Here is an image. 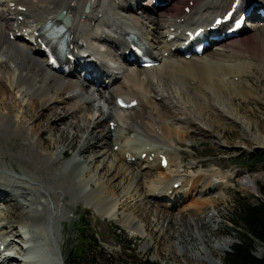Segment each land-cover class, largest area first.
I'll return each mask as SVG.
<instances>
[{
	"label": "bare ground",
	"instance_id": "bare-ground-1",
	"mask_svg": "<svg viewBox=\"0 0 264 264\" xmlns=\"http://www.w3.org/2000/svg\"><path fill=\"white\" fill-rule=\"evenodd\" d=\"M227 1L149 0L140 3V0H110L111 10L119 17L117 20L127 22L123 24L125 27L113 28L114 25L105 20L103 0H0V53L3 52L0 58V71L3 73L0 74V111L3 113L0 116V125H6L13 135L26 141L25 144L32 143L33 148L26 160L22 158L25 144L20 155L19 152L15 153L10 160L5 159L7 150H0V264H26L21 258L24 253L22 245L27 243L24 239L30 234H33L31 242H44L41 250L44 251L46 263L44 261L42 264H65L63 251L57 240L62 235L58 227L65 218L64 210L68 203L77 205L79 201H83L88 207L89 204L96 205L99 217L114 221L118 225L127 223L133 235L139 234L143 237L147 232L138 216L123 215L119 218L118 215L119 204L134 195L138 196L140 206L153 213L156 218L162 216L165 221L167 219L178 222L177 224L187 218L192 223L190 233H197L192 235L191 240H177L169 244L176 252L198 258V264H222V258L232 242L214 243L209 248L203 240L206 236L202 234L203 228L199 227V221L187 216L190 213L187 210L199 211L205 206L215 209L214 205L226 198L224 185L234 176L223 175L220 182L215 181L210 174L184 178L180 175L181 169L186 167L183 166L184 156L171 146L176 144L174 122L182 126L178 133L180 132L179 137L183 139V129L199 134L210 129L206 125L208 123H203L207 126L204 128L197 119L193 122L191 118L183 120V117L177 115H186V108H183L182 103L183 109L179 108L182 98L187 103L191 97L193 101L199 97L204 98L206 92L209 97L213 92L217 96H223L229 95L231 90L248 89L244 84L238 89V83L231 81L232 75L241 79L244 74L257 70L264 77V18L260 20L261 23L248 22L236 36L225 35L223 39L212 43L222 48L215 52L216 57L212 59L204 56V53L190 59H179L191 47L190 44H182L187 32L203 27L206 35L210 36L209 28L214 26V18L229 10L235 0H229L228 8ZM191 2L193 5H190ZM88 3L90 12L84 13ZM257 3L259 9L264 8V0H258ZM177 4L189 7L190 12L186 13L183 9L176 13ZM62 11H66L71 18L68 28V55L61 61L62 66L67 67L65 71L53 68L46 51L40 49L42 32ZM255 11L252 12V19H260ZM102 25L107 29H100ZM249 26L253 30L250 31ZM182 28L184 31L179 34ZM215 29L221 37L222 27ZM129 38L136 39L142 45L140 50L146 56L160 59L161 64L153 69L138 66L141 71L137 73L128 69L115 73L118 68H113L114 66L98 55H101V48L111 45L117 54L114 55L115 61L108 62L114 64L116 60L120 61L127 51L132 52L133 45L128 41ZM146 41L150 46H147ZM182 46L183 51L180 50ZM78 55L79 59L76 58ZM81 59H84V63ZM225 62L229 63L228 67H225ZM125 63L126 66L140 65L139 60ZM10 64L20 69L19 74L15 73ZM142 72L147 77L156 75L159 81L154 83L149 79L144 83ZM86 74L90 79L84 77ZM23 78L31 79L33 88L20 84ZM88 83L99 85V88L90 92L86 88ZM166 85L168 89L165 88ZM161 86L163 90H160ZM148 88L153 93L149 97L146 95ZM14 90L20 97L29 98L30 101L34 92L42 93L43 98L38 105L48 113L44 115L39 111L35 115L37 121L42 122V128L46 129L45 134L53 130L56 136L60 131L54 129V124H61L62 131H70L74 137L80 136L82 142L77 155L82 156L83 160L67 158L65 149L57 148L51 152L49 144L41 140L38 127L31 132L27 130L26 121L20 113L21 104L12 98ZM119 99L125 100L127 104L136 102V106L121 109L117 104ZM156 99L162 103H157ZM107 101L110 103L107 104ZM58 111L62 112L63 117ZM69 124L72 125L71 128L68 127ZM95 128L98 134L94 140ZM88 141H95L98 147L90 146ZM100 146L103 149L96 150ZM114 146L119 147L117 152L114 151ZM88 151L93 152L89 160L86 157L89 155ZM65 153L66 163L59 164ZM144 153L145 158H142ZM134 158L135 163L132 162ZM163 158L168 160L165 168L162 166ZM38 161L40 166L46 168L54 163L49 171L54 178H62L61 181L57 178L59 184L48 187L44 183V174L40 166L37 168ZM12 162H17L18 165L15 163L14 166ZM22 163L26 165V169L20 167ZM96 163L101 164L99 172V168L95 167ZM85 164L93 165L95 173L84 167ZM152 171L155 174L149 175ZM112 173L120 179L119 186L125 191L120 199L116 197L115 187H111L108 179L105 181L106 175ZM146 179L149 181L146 182ZM141 182L147 184V190L141 186ZM242 184L256 193V186L249 176L243 178ZM186 187L188 191L184 192ZM68 188L77 192V196L74 193L77 199L74 200V197L73 200L64 202L60 196L66 194ZM215 189L219 190L218 194L208 198L206 195ZM59 191L63 192L57 196ZM39 192L43 193L42 199L48 206L47 212L42 216L46 218L45 228L43 224L36 228L34 221V217H40L44 209L31 207L29 201L30 198L40 197ZM44 194H48V197L45 198ZM164 198L173 200V203L165 205L167 210L160 208ZM2 203L6 204L2 206ZM11 205L18 207L13 208L15 210L21 207L23 209L15 222L3 216V212H7ZM32 213L35 214L32 216ZM208 217L202 222L206 224ZM18 226L21 227V233L17 235L15 231ZM45 229L51 235L49 238L42 236ZM195 236L201 243L198 248L195 245ZM20 237L22 240L12 239ZM186 237L189 236L182 235L181 239ZM12 242L18 246H13Z\"/></svg>",
	"mask_w": 264,
	"mask_h": 264
},
{
	"label": "rangeland",
	"instance_id": "rangeland-1",
	"mask_svg": "<svg viewBox=\"0 0 264 264\" xmlns=\"http://www.w3.org/2000/svg\"><path fill=\"white\" fill-rule=\"evenodd\" d=\"M109 1L110 0H103V8L106 13L105 20L109 22V24L114 25L113 28L125 27L123 24L127 22L117 20L118 16H116L111 10ZM144 2H149V0H140V3ZM227 3L228 8L230 1L228 0ZM183 8L186 13H189L187 9L190 8L186 9L183 4H177L175 6V12L178 13L183 10ZM106 21L104 22L106 23ZM115 21L117 23H115ZM100 29L107 28L102 25L100 26ZM251 30L253 29H250V31ZM183 31L184 28H182V30L178 33L182 34ZM145 43L147 44V46H150V43L148 41H146ZM220 49L222 48L219 45H213L211 49L204 53V56L212 59L213 57H216L215 52ZM2 54L3 52L0 53V58ZM114 55H116V52L115 49L111 47V45H106L101 48V58L107 61V63L111 66H114L113 68H118L117 71H114L115 73H122L127 69L135 73L141 71V69L135 64L126 66L121 60H116L114 64L112 62L109 63L108 61H115L116 57ZM179 59H185V57L182 55ZM158 63L159 66L161 64V61L159 59ZM224 65L225 67H228L229 63L225 62ZM10 66L16 74H19V68H17L13 64H10ZM158 66L152 67V69L157 68ZM26 72L27 71H25L24 74H26ZM142 73L143 74H141V77L144 83H147L149 79L154 83L159 81L156 75L147 77L144 72ZM0 74L3 75L1 71ZM230 78L231 76L229 75L228 80H230ZM30 80L31 79L23 78L20 84L24 85L27 88H33L34 85L30 84ZM231 81L233 83H238V85L236 84L238 89L241 88L242 84L247 86L248 89L241 88L239 90L240 92L231 90L230 92H228L229 95L226 94L223 96H217L213 92L212 94H209V97L207 95V92H203L206 99H204L205 97H199L198 99L193 101V98L191 97L188 101H186L187 103H185L183 98L181 99L179 108H186V115L182 116L180 113H178L177 115L180 118L183 117V120L185 118H191L193 122H196L197 119L198 121H200L201 125L204 126V128L208 126L210 127V129L203 132L202 134L183 129V139L179 137L180 132L178 133V131L181 130L180 127L182 126L180 124H177L176 122H174L173 124L174 130L176 129L177 137L175 136L174 138L176 144H173V146L171 147L177 149L184 156L183 166L186 167H183L181 169L180 175H182V177H192L197 174H210L214 177L213 179L215 181L220 182V179L223 175L226 176L229 174L230 176H234L230 181H228V183L224 185L223 191L226 196L225 200L216 203L214 205L215 209L210 206H205L199 211L196 209L187 210L190 211L187 216L190 215L195 221H199V227L203 228L202 234L206 236L205 238H203V240H205L204 242L209 248H212V245L214 243L232 242L233 245L237 242L236 235L233 232L235 229L233 219L235 218L237 212L238 197L247 198L251 202H257V199H264V196L261 193L262 189H264V163H258L252 167L244 165L242 163V160L244 158H249V160H251L256 158L257 155L264 153V77L262 76V74H259L257 70H254V72L252 73L244 74L241 79L232 75ZM189 82L190 81H188V84ZM167 87L168 86L166 85L165 88ZM177 87L178 86H176V88ZM86 88H88V91L92 92L96 91L99 87L97 85H94L93 83H88ZM2 89L6 91V88L2 87ZM100 89L102 90V88ZM160 90H163V86H161ZM146 95L148 97L153 95L150 88L147 89ZM231 96L233 98V101H231ZM12 98H15L16 102L21 104L20 113L22 119L26 121L27 130L29 129L28 131L31 132L38 127L37 130H39L38 132L40 134L41 140L49 144V150L51 152L56 151L57 148H61L67 151V158L76 157L77 159L83 160L82 156L78 157L77 155L79 146L82 142L80 136L74 137L72 132L67 130L62 131V127L60 128L61 124H54V129L60 131L56 136H54L53 130H49V133L45 134L46 129L42 128V122L37 121V118L35 117V115L39 111H42L44 115L48 113L46 109H41V106L38 105L43 98L41 92H34L33 98L30 101L29 98L23 99L22 97H20L17 91L14 90V92L12 93ZM156 102L162 103V101L159 99H156ZM109 103L110 101H107V104ZM181 103L184 105L183 108L181 107ZM10 106L13 107L12 104ZM58 113L61 117H63V115H61V111H58ZM2 114L3 113L0 111V116H2ZM203 123L208 124H206L207 126H205L203 125ZM68 127L71 128L72 125L69 124ZM111 127L113 126L111 125ZM186 132L187 134H185ZM97 134V129L95 128L94 140ZM25 143L26 141H24L21 137L13 135L6 125H0V150L1 148L2 150H7V157H5V159H13L15 153L18 152L20 155L22 146ZM87 144H89L90 146L98 147L95 145V141H88ZM153 144L157 146L161 145L160 143ZM118 148V146H114V151L117 152ZM102 149L103 146L96 148V150ZM32 151V143L25 144L22 152V158L26 160L32 153ZM88 153L89 155H86V157H88L89 160L92 157L93 152L88 151ZM145 155L146 154L144 153L142 155V158H145ZM65 157L66 153L64 157L60 159L59 164L63 162L66 163L67 160H65ZM132 162L135 163V159H133ZM12 163L14 166L15 163L18 165L17 162ZM38 163L39 164H37V168L40 166L39 161ZM181 164L182 163H180V165ZM52 165L54 166V163L50 166L52 167ZM85 165L84 167H86L87 169L90 168L92 173H95V168L93 167V165ZM96 166L99 168V172L101 169V164L96 163L95 167ZM20 167L22 169L27 168L24 163H22ZM51 167L46 168L42 167L41 165L40 170L44 174V183L48 187H50L51 185L55 187L60 183L62 178L60 176L54 178L53 174H51V172L49 171ZM151 173H153V171L149 172L148 174L150 175ZM102 174L103 172L100 173V175ZM153 174H155V171ZM245 176H249L253 180L256 186V193L243 186L242 183ZM57 178H60V181H58ZM107 179L111 183V187H115L114 191L116 193V197L120 199L125 192L123 189H121L122 186H119L120 179H118L116 177V174L114 173H112L111 175L109 174L108 176L106 175L105 181H107ZM141 181L143 182V180ZM148 181L149 180L146 179V182ZM142 182L141 186L145 187L147 190V184H143ZM72 190L68 188L66 193L67 198L66 194H62L60 198L64 202L73 200V198L77 196V192H72ZM186 191H188V187L185 188L184 192ZM60 192L63 191L57 192V196L60 195ZM218 192L219 190L215 189L206 196H208V198L215 197ZM39 193H41L39 194L40 197L30 198L29 201L31 207H39L41 209H44V211L41 212L42 215H40V217H34V221L36 228L39 224H43L45 228L47 222L46 218H43L42 216H44L43 214L47 212L48 206L42 199L43 193ZM74 193L76 196L74 195ZM44 197H48V194H44ZM75 199H77V197L74 198V200ZM162 200L163 203L160 205V208L164 210H167L165 208V205L173 203V200L169 201V199L166 198ZM191 200L192 198H190V201ZM4 204L6 203H2L1 205L3 206ZM74 205L76 204L68 203V206L64 210L65 218L62 219L61 226L58 227V231L61 232L62 235L59 236L57 243L61 245V250L63 251L62 257L64 256L65 264L67 263V259L72 252L82 249L83 245L79 239V228L81 225H85L90 233L98 234V236L96 235L98 243L102 245L101 250H98L97 254L96 262L98 264H104V262L108 258L115 261V264H138L139 261L145 259H150L153 263L156 264H198V258L189 256V254L185 255L183 253H178L169 246V244H172V241L191 240L192 235L194 236L197 233L196 231L194 233H190L192 223L188 222L189 220L187 218H184V220H182L179 224H177L178 222L167 219L165 221V218L162 216H160V218H156L153 213H149L148 210L140 206V203L138 202V196L134 195L133 198L119 204L118 215L119 218H121V216L123 215L134 214L138 216L147 232L142 237V235L139 234L133 235L131 233L129 224L127 225V223H125L124 225L122 223H119L120 225H118L114 221L102 219L101 217H99L97 215L98 209L96 205L89 204L88 207V205L85 204V202L83 203V201H79L76 206ZM15 207L17 206L11 205V208H8L7 212H3L5 214L3 216L11 219L13 222L18 220L20 212L23 211L22 207L19 210L13 209ZM34 214L35 213H32V216ZM207 217V223L205 224L202 221ZM21 220L22 219H20V221ZM115 220L118 221V219ZM14 224L17 225L16 223ZM183 225H185L186 227H184ZM19 227L20 226H18L15 231L17 235L18 233H21V231H19ZM24 230H27V228ZM199 230L201 231V229H198V231ZM178 231L180 234H174V232ZM182 235L189 237H186L182 240ZM42 236L49 238L51 235L50 233H46L45 229L44 231H42ZM5 238H7V236ZM9 238L10 237H8V240ZM194 238L197 239V241L195 242V245H197L196 247H200L201 243L198 240L197 236H195ZM12 239L22 240V237ZM14 242L16 241L14 240ZM12 245L15 247L18 246L16 244L14 245L13 242ZM94 246L95 245H92V247ZM230 248L228 249L229 251ZM189 251H191V249H189ZM191 252H194V250H192ZM255 254L257 256H262L264 254V248L262 245H257ZM224 257L222 258V264H224Z\"/></svg>",
	"mask_w": 264,
	"mask_h": 264
},
{
	"label": "trees",
	"instance_id": "trees-1",
	"mask_svg": "<svg viewBox=\"0 0 264 264\" xmlns=\"http://www.w3.org/2000/svg\"><path fill=\"white\" fill-rule=\"evenodd\" d=\"M242 163L250 167L258 163H264V153L251 160L244 158ZM261 193L264 196V189ZM257 200V202H251L244 197L237 198L238 207L236 216L233 219L235 226L233 232L236 235L237 242L226 253L224 264H264V254L260 258L255 254L257 245H262L264 248V199ZM96 235L98 236L97 233H90L85 225H81L79 239L83 245L82 249L72 252L66 264H98L96 262L97 254L102 245L98 243ZM92 245L95 246L92 247ZM104 264H115V261L108 258ZM138 264L156 263H153L150 259H145L139 261Z\"/></svg>",
	"mask_w": 264,
	"mask_h": 264
},
{
	"label": "water",
	"instance_id": "water-1",
	"mask_svg": "<svg viewBox=\"0 0 264 264\" xmlns=\"http://www.w3.org/2000/svg\"><path fill=\"white\" fill-rule=\"evenodd\" d=\"M89 10V4L86 6V11ZM57 19H60V20H64V23L69 25L70 24V20L69 18H64L63 19V14L59 15ZM260 258V256H258Z\"/></svg>",
	"mask_w": 264,
	"mask_h": 264
}]
</instances>
